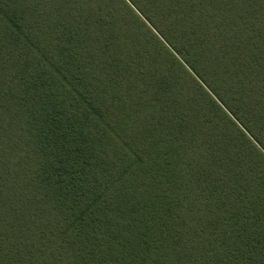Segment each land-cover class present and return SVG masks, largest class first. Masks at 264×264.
<instances>
[{
  "label": "trees",
  "instance_id": "16d2710c",
  "mask_svg": "<svg viewBox=\"0 0 264 264\" xmlns=\"http://www.w3.org/2000/svg\"><path fill=\"white\" fill-rule=\"evenodd\" d=\"M0 264H264V0H0Z\"/></svg>",
  "mask_w": 264,
  "mask_h": 264
}]
</instances>
